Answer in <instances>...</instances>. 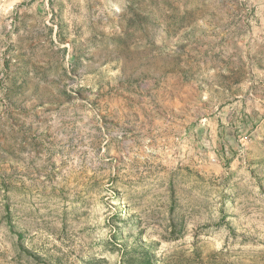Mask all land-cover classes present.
<instances>
[{"label":"rangeland","instance_id":"rangeland-1","mask_svg":"<svg viewBox=\"0 0 264 264\" xmlns=\"http://www.w3.org/2000/svg\"><path fill=\"white\" fill-rule=\"evenodd\" d=\"M0 264H264V0H0Z\"/></svg>","mask_w":264,"mask_h":264}]
</instances>
